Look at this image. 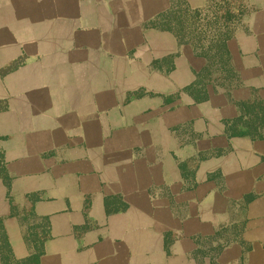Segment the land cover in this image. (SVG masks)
I'll return each instance as SVG.
<instances>
[{"label":"crops","instance_id":"0c3cea01","mask_svg":"<svg viewBox=\"0 0 264 264\" xmlns=\"http://www.w3.org/2000/svg\"><path fill=\"white\" fill-rule=\"evenodd\" d=\"M213 1L0 0V264H264V0Z\"/></svg>","mask_w":264,"mask_h":264},{"label":"rangeland","instance_id":"374dc122","mask_svg":"<svg viewBox=\"0 0 264 264\" xmlns=\"http://www.w3.org/2000/svg\"><path fill=\"white\" fill-rule=\"evenodd\" d=\"M221 7H219L218 5H217V2H215V0L213 1V3H212V5H211V10L212 11H216V10H218V9H220ZM226 237H224V239H225ZM207 249H208V251L209 252H211L210 254H213V255H216V254H218V252L220 251L219 250V248H216L215 247V244L213 243V242H211V241H208L207 242ZM222 253V252H221ZM220 253V254H221Z\"/></svg>","mask_w":264,"mask_h":264}]
</instances>
